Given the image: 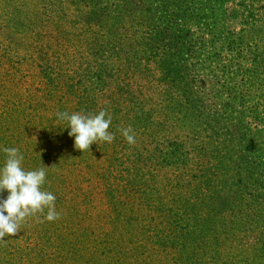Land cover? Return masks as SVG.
Instances as JSON below:
<instances>
[{"label":"trees","instance_id":"1","mask_svg":"<svg viewBox=\"0 0 264 264\" xmlns=\"http://www.w3.org/2000/svg\"><path fill=\"white\" fill-rule=\"evenodd\" d=\"M90 1L86 0L88 18L90 10L96 12ZM4 2L0 0V164L2 149L16 147L26 170L40 167L41 162L49 167L43 187L56 195L60 217L52 222L43 220V214L28 218L15 236L0 240V264H249L244 248L249 247L252 212L242 207L241 198L227 195L240 189V177L253 168L224 167L222 187L227 193L214 194L203 188L205 180L189 164L178 165L171 156L177 173L159 164L162 156L169 155L162 146L170 147V142L152 131L146 138L159 140L162 146L129 152L131 166L113 164L121 143L122 129L116 130L120 112L113 109L110 85L92 80L116 76L100 65L106 63L110 47L103 32L107 26L98 22L88 28L90 36L69 41L56 23L60 9L45 8L50 16L44 17V9L27 10L24 3L15 21L12 0ZM239 9L235 25L241 29L230 48L238 70L220 72L209 85L233 86L237 80L235 85L245 92L234 93L242 118L238 123L254 121L261 128L255 138L264 144V0H242ZM130 94L126 92L127 97ZM101 110L111 116L108 131L118 138L115 135L111 143L96 141L89 151L77 150L67 122L57 120V111ZM221 125L231 138L228 123ZM244 126L242 132L247 131ZM148 140L143 139L144 145ZM147 161L156 168L143 174L140 166ZM229 171L234 174L228 175ZM147 189L155 191L151 197ZM133 223L136 230L147 224L141 241Z\"/></svg>","mask_w":264,"mask_h":264},{"label":"rangeland","instance_id":"2","mask_svg":"<svg viewBox=\"0 0 264 264\" xmlns=\"http://www.w3.org/2000/svg\"><path fill=\"white\" fill-rule=\"evenodd\" d=\"M6 1L9 0L4 5ZM241 1L91 0L90 6L96 7V12L90 10L89 18L86 0H12V9H16L15 21L20 19L18 9H25V5L27 10L35 7L34 12L44 9V17L50 16L45 8L60 9L55 14L56 23L62 25L63 36L69 41L90 36L92 31L88 28L98 22L107 26L103 32L107 33L110 47L106 63L100 65L116 76L103 81L94 76L92 80L110 85L113 109L120 112L116 130L132 125L135 133V143L131 145L120 134L119 152L113 164L126 167L132 163L127 158L129 152L143 146L146 151L162 146L164 143L159 140L146 138V133L152 131L160 139L167 136L170 142V147L162 146L169 155L162 156L159 164L171 166L172 171L178 165L189 164L205 180L203 188L212 189L214 194L227 193L222 187L227 176L224 167L253 168L251 174L240 177V189L231 190L227 196L241 198L242 207L252 212L249 247L244 250L249 264H264V144L255 138L261 128L251 119L238 123L242 118L234 93L243 96L245 92L235 85L236 79L233 86L209 85L220 72L238 70L235 51L230 48L241 29L235 25ZM24 14L25 10L21 16ZM52 71L47 70V78H51ZM231 77L227 75L228 79ZM129 91L131 96L127 97ZM217 115L218 124L214 122ZM146 118L149 121L145 122ZM225 122L232 129L231 138L221 128ZM243 125H247L245 132ZM143 139L148 140L147 145ZM171 156L177 160V166L172 165ZM146 163L140 166L143 174L154 172L153 161ZM154 192L147 189V197ZM145 227L147 224L136 230L133 223L139 241Z\"/></svg>","mask_w":264,"mask_h":264},{"label":"clouds","instance_id":"3","mask_svg":"<svg viewBox=\"0 0 264 264\" xmlns=\"http://www.w3.org/2000/svg\"><path fill=\"white\" fill-rule=\"evenodd\" d=\"M56 117L58 121L67 122L68 136L74 138V147L81 152L89 151L96 141L111 143L115 139L114 133L108 131L112 119L107 110L97 114L57 111ZM121 134L128 144L135 143L131 126L122 129ZM2 151L5 155L0 164V194L6 193V196L0 198V240L15 236L21 225L37 214H43V220L48 222L60 217L56 211V195L43 187L49 167L41 162L40 167L26 170L24 156L18 148L5 147Z\"/></svg>","mask_w":264,"mask_h":264}]
</instances>
